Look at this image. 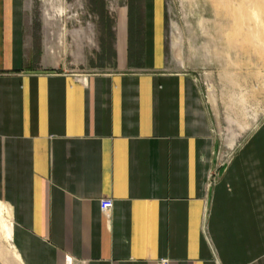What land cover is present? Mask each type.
<instances>
[{"label": "crops", "instance_id": "crops-1", "mask_svg": "<svg viewBox=\"0 0 264 264\" xmlns=\"http://www.w3.org/2000/svg\"><path fill=\"white\" fill-rule=\"evenodd\" d=\"M32 1L0 0V264H264V130L227 157L221 142L218 168L203 94L169 62L165 0H74L94 16L64 24L57 56ZM63 15L79 17L44 12L47 38Z\"/></svg>", "mask_w": 264, "mask_h": 264}, {"label": "rangeland", "instance_id": "rangeland-1", "mask_svg": "<svg viewBox=\"0 0 264 264\" xmlns=\"http://www.w3.org/2000/svg\"><path fill=\"white\" fill-rule=\"evenodd\" d=\"M47 7L41 0H33L27 17L34 41L48 39L57 56L58 41H63L58 36L63 34L60 30L64 24L67 32L74 27L87 28L94 15L91 8L76 5L74 0ZM163 11L170 65L191 73L203 94L213 119L221 169V142L227 157L251 133L264 130V0H165ZM44 12L66 16L77 13L79 17L72 21L64 15L61 20L54 16L47 38ZM70 44L71 38L66 35V46ZM68 70L86 71L75 67ZM0 241L6 256L10 239L5 243L2 235Z\"/></svg>", "mask_w": 264, "mask_h": 264}, {"label": "built area", "instance_id": "built-area-1", "mask_svg": "<svg viewBox=\"0 0 264 264\" xmlns=\"http://www.w3.org/2000/svg\"><path fill=\"white\" fill-rule=\"evenodd\" d=\"M113 206V201L109 198H103L100 201V208L103 212L109 211ZM64 264H90L88 260L75 259L72 256L66 255Z\"/></svg>", "mask_w": 264, "mask_h": 264}]
</instances>
